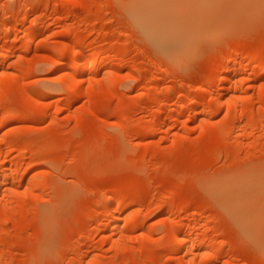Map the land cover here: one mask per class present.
I'll use <instances>...</instances> for the list:
<instances>
[{
  "label": "rangeland",
  "instance_id": "374dc122",
  "mask_svg": "<svg viewBox=\"0 0 264 264\" xmlns=\"http://www.w3.org/2000/svg\"><path fill=\"white\" fill-rule=\"evenodd\" d=\"M133 2L0 0V264H264V0Z\"/></svg>",
  "mask_w": 264,
  "mask_h": 264
},
{
  "label": "bare ground",
  "instance_id": "6f19581e",
  "mask_svg": "<svg viewBox=\"0 0 264 264\" xmlns=\"http://www.w3.org/2000/svg\"><path fill=\"white\" fill-rule=\"evenodd\" d=\"M179 2L180 0H135V3L133 2L129 6L123 3V6H125H121V8H124V10H126L125 7H127V12L132 18V22H134L133 24H138L136 25L141 29L140 32H142L146 41L148 40V42L150 43H155L156 45L153 43L152 44L155 45V47L158 46L159 48H161L160 50H165L168 47L170 49L176 48L178 51H182L195 43V33L201 28V26L198 23L196 24L195 16H192L191 13H186L185 11H183V8H181ZM106 62L103 63L106 66H109L111 63L109 61L110 63L108 62L109 65H107L108 63ZM85 66L86 65L82 67V71L87 72L86 70H88V66ZM61 69L63 70H61V72H64L63 67ZM66 77H68L66 79L71 78L68 76V74L66 75ZM73 78L74 77H72V80ZM66 81L67 80H65V84H67L71 80H68L67 82ZM75 82H70L69 84H67V89L70 88L69 85H72V87L76 85L77 83ZM261 92L264 93V91ZM113 214L115 215L116 213ZM45 215L47 216L49 214ZM116 217L117 216H115V219H113L115 228L118 227V221L116 220Z\"/></svg>",
  "mask_w": 264,
  "mask_h": 264
}]
</instances>
